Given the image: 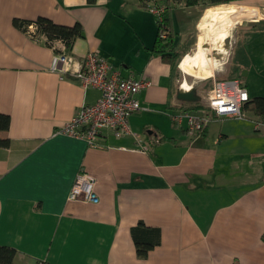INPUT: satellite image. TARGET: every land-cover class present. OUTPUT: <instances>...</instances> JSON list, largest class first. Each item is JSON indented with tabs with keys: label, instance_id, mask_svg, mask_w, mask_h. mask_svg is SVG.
Instances as JSON below:
<instances>
[{
	"label": "crops",
	"instance_id": "crops-1",
	"mask_svg": "<svg viewBox=\"0 0 264 264\" xmlns=\"http://www.w3.org/2000/svg\"><path fill=\"white\" fill-rule=\"evenodd\" d=\"M178 6L190 7L172 4L171 24ZM252 8L247 26L264 20V2ZM38 16L79 23L83 36L69 48L55 40L54 48L43 34L32 37L12 23ZM176 21L178 29L185 24ZM179 31L173 37L183 57L189 52L180 49ZM237 33L224 79L238 74ZM156 35L154 14L138 0H0V113L10 117L0 132L9 139L0 147V245L15 249V264H264V128L251 102L243 118H219L207 96L178 99L179 90L192 88L178 84V69L197 73V65L185 68L196 54L172 67L153 52ZM221 48L200 46L204 53H225ZM54 50L77 60L94 51L122 77L150 81L136 94L141 109L128 118L130 133L105 128L88 144L59 132L99 92L52 72ZM256 51L262 63L242 82L250 100L264 97V41ZM184 110L207 117L202 133L189 135L185 121L172 120ZM81 170L95 178L96 203L68 200ZM134 227L160 233L144 259L136 255Z\"/></svg>",
	"mask_w": 264,
	"mask_h": 264
},
{
	"label": "built area",
	"instance_id": "built-area-1",
	"mask_svg": "<svg viewBox=\"0 0 264 264\" xmlns=\"http://www.w3.org/2000/svg\"><path fill=\"white\" fill-rule=\"evenodd\" d=\"M147 9L156 19L162 20L165 10L163 5H151ZM28 29L30 32L34 31L32 25ZM159 35L165 36L163 32ZM49 46L55 48L54 41ZM49 69L61 77L72 75L84 88H94L99 92L97 100L82 106L64 123L59 132L83 138L88 144H93L100 131L105 128L111 129L116 136L130 133L128 118L141 109L136 94L151 84L149 80L122 77L119 71L112 69L104 56L94 51L77 60L69 53L54 50ZM249 99L248 91L239 79H216L207 96V107L219 118H243V107ZM171 118L178 124L185 121V129L189 135L202 133L208 120L203 115L186 110L172 114ZM256 125L264 128V118H258ZM68 200L98 202L95 178L83 170L79 171L69 191Z\"/></svg>",
	"mask_w": 264,
	"mask_h": 264
},
{
	"label": "rangeland",
	"instance_id": "rangeland-1",
	"mask_svg": "<svg viewBox=\"0 0 264 264\" xmlns=\"http://www.w3.org/2000/svg\"><path fill=\"white\" fill-rule=\"evenodd\" d=\"M263 2L264 0H239L230 2L231 4L238 6L242 10V14L240 21L236 23L237 25L235 24L232 27V29L228 33L229 35L227 36V38H225L226 40L223 41L226 49L225 53L218 54H213L212 52L204 53L200 50V46L202 47V45H198V42H200L199 40L204 39V37L208 35L204 30H202L201 28L199 29L197 27V22L199 21V18L201 17L205 8L208 6L194 5L182 9L178 6V8L173 9V13L174 10H176V12L175 16H173L174 23L172 22V33L174 34V36H176L177 30H180L178 35L179 42L181 41V44L178 42L180 45V49H182L183 51L187 50V52L189 53L186 54H196L195 56H193V58L187 61V67L185 66L186 71L189 68L195 69L196 65V72L198 71L197 73L189 75L183 73L181 70L178 69V84L180 85L181 82L185 80L188 84L191 85V89L194 91L195 94H199L202 97L208 96L209 89H211L213 81L216 79H224V76L222 75L224 73H228V68L230 67V65H228L229 54L236 36V31H238L237 35L239 37L237 44H234L236 57L233 56V63L234 66L237 67L238 74L236 75V77L230 75L228 77L237 78L241 82L245 81V79L246 81H249L251 78H254V70L258 68L259 63H262L260 57L256 55V50L258 49L259 44L264 41V20H261L256 25L252 24L250 26H247V24L249 25V23H251L250 21L252 20H245V18L249 17V12H254V9L252 8L253 5L258 6ZM227 4H220V6L216 5V7H226ZM176 15L178 18H180V21L182 20L185 22V24L181 26V29H178ZM261 15H264V11L261 12ZM254 16L255 15L253 13L252 17ZM258 18V16H255L254 20ZM238 24L239 26H244L238 29ZM183 57L178 56L176 61H181ZM194 58L197 59V62L194 61ZM210 67L212 68L214 73L213 76L208 77L209 75L205 72L210 70Z\"/></svg>",
	"mask_w": 264,
	"mask_h": 264
},
{
	"label": "trees",
	"instance_id": "trees-1",
	"mask_svg": "<svg viewBox=\"0 0 264 264\" xmlns=\"http://www.w3.org/2000/svg\"><path fill=\"white\" fill-rule=\"evenodd\" d=\"M92 4L95 0H87ZM139 4L145 8L151 5H159L160 3L153 2V0H138ZM233 1L239 0H163L165 7L162 20L156 19L157 35L155 43L153 45V52L161 57L164 62L169 63L172 67L176 66L178 58L177 45L174 41L171 24V8L172 4L185 6L204 5L213 6L220 4H229ZM253 5V4H252ZM13 25L20 30L27 32L30 36L36 37L39 33L46 37V43L49 45L55 40H60L66 48H69L74 40L83 36V30L79 23L73 25H62L53 22L51 19L38 16L33 20L14 18ZM32 25L34 31L30 32L28 26ZM163 32L164 37H160L159 33ZM199 100L194 101L198 103ZM251 102V109L253 113L259 118H264V97H254L249 99L247 103ZM244 105V106H245ZM244 108V107H243ZM10 125V117L8 114L0 113V132L8 130ZM9 145V139L0 135V147H7ZM142 229V230H141ZM144 231V232H143ZM132 237L135 243L136 255L138 258H146L150 249L158 245L160 242V233L157 229L148 228H132ZM15 255V249L11 246L0 245V264H15L13 261ZM44 264V263H40Z\"/></svg>",
	"mask_w": 264,
	"mask_h": 264
},
{
	"label": "bare ground",
	"instance_id": "bare-ground-1",
	"mask_svg": "<svg viewBox=\"0 0 264 264\" xmlns=\"http://www.w3.org/2000/svg\"><path fill=\"white\" fill-rule=\"evenodd\" d=\"M241 12L242 10L238 6L231 3L222 8L216 7V5L206 7L199 21L200 28L208 34L202 39V48L219 50V48L224 47L222 41L229 35L232 27L240 21ZM222 49L224 48H221V52ZM214 53L218 54L216 51H213ZM185 88L189 89L190 86L187 84Z\"/></svg>",
	"mask_w": 264,
	"mask_h": 264
},
{
	"label": "water",
	"instance_id": "water-1",
	"mask_svg": "<svg viewBox=\"0 0 264 264\" xmlns=\"http://www.w3.org/2000/svg\"><path fill=\"white\" fill-rule=\"evenodd\" d=\"M177 98L180 100L192 101V102L199 100L192 89L188 91L179 90L177 93Z\"/></svg>",
	"mask_w": 264,
	"mask_h": 264
}]
</instances>
